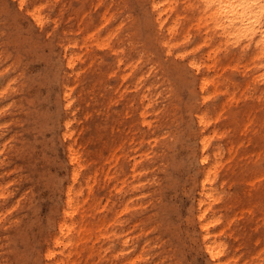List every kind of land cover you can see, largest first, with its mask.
I'll return each mask as SVG.
<instances>
[{"label": "rangeland", "instance_id": "1", "mask_svg": "<svg viewBox=\"0 0 264 264\" xmlns=\"http://www.w3.org/2000/svg\"><path fill=\"white\" fill-rule=\"evenodd\" d=\"M61 1L48 0V29L55 25L53 18L58 21L48 34L28 14L22 17L17 14L15 0L0 2L11 9L9 13L0 11V43L11 55L2 68L18 60V71L34 87L30 107L42 114L34 120H22L20 127L10 115H0V145L6 143L10 148L17 146L20 151L34 154L38 165L37 170L27 173L24 168L16 170L13 163L0 177L6 193L3 198L0 191V264H44L48 261L49 249L59 251L55 244V224L63 218L66 192L72 184L65 139L61 137V128L56 133L54 127L62 66L59 41H68L71 49L76 48L72 45L77 42L80 48L85 46L84 39L89 34H92L90 44L97 56L96 62L102 64V70L101 66L96 67L98 77L88 87L89 107L82 106L78 100L75 102L79 117L86 116L88 109L90 115L86 122L78 117L79 121L74 123L73 139L88 165L73 185L75 191L79 189L77 201L81 206L74 222L77 228L83 225V230L71 259L74 264H208V255L201 248L197 200L193 194L196 159L187 154V147L177 140L175 125H171L165 138L167 146L174 147L175 154L171 153L175 160L168 159L167 163L166 155L154 142L152 131L148 132V126L141 122L139 113L123 116V104L115 101L118 93H112V98L108 94L111 87L124 90L127 85L120 75L104 70L107 68L99 58L102 52L99 43L107 37V31L115 25L120 13L113 9L114 18L109 23V15L104 13L98 0H63L66 5L60 9ZM127 2L125 13L135 19L139 6ZM135 29L130 27L126 31ZM106 53L103 59L112 65L114 59ZM3 72L0 80L14 73L12 68ZM232 74L239 78L238 73ZM221 101L222 96L208 100L212 104L210 117H214L212 110ZM3 105L7 102H0V108ZM110 113L114 114L113 118L107 117ZM153 124V131L160 128L155 120ZM212 124L225 133L212 139L213 144L222 146L223 161L232 166L241 164V169H238L239 176L231 175L224 181L221 177L216 179L217 186L229 197H215L212 201L215 219L211 232L224 244L228 264H264V197H255L251 189L252 182L264 181V154L252 149L248 138L239 130L234 132L214 119ZM228 135L242 142L239 157H230ZM186 141L193 144L197 138L186 134ZM147 164L151 166L146 168ZM89 176L95 184L92 191L87 185ZM148 179L151 180L148 182ZM83 211H89L85 221L81 218ZM96 224L101 225L100 229Z\"/></svg>", "mask_w": 264, "mask_h": 264}, {"label": "bare ground", "instance_id": "2", "mask_svg": "<svg viewBox=\"0 0 264 264\" xmlns=\"http://www.w3.org/2000/svg\"><path fill=\"white\" fill-rule=\"evenodd\" d=\"M15 1L17 14L20 17L28 14L41 31L46 28L48 34L57 25V19L53 18L55 25L51 27L52 30L48 29V0ZM128 1L139 6V15L135 19L125 13L129 5L127 0L97 1L103 5L104 13L109 15V23L114 18L113 9L120 13L115 25L107 31V37L99 43L102 47L99 58L107 68L104 70L120 75L127 85L124 90L111 87L108 94L112 98V93H118L115 101L123 104V116L133 117L135 112L139 113L141 122L148 126V132L152 131L154 142L166 155L167 163L169 160L174 162L175 152L174 147L167 146L165 135L168 128L175 125L177 140L187 147V154L197 162L193 194L197 200L201 248L208 255V264H228L224 258V244L210 229L215 219L212 201L215 197H229L222 187L217 186L216 179L221 177L224 181L231 175L239 176L241 164L232 166L223 161V148L213 144L212 139L225 133L213 127L212 119L223 122L226 128H232L234 132L239 130L244 133L252 149L264 154V0ZM65 5L62 0L60 9ZM0 11L9 13L11 9L0 3ZM130 27L136 31H126ZM91 38L92 34L85 37V48H79L74 42L72 47L75 49L70 48L68 41H59L62 66L58 79L60 93L56 96L57 124L54 127L55 131L61 128V137L65 139L68 162L72 167V184L66 192L67 208H63V218L55 224V244L59 251L48 248V261L44 264H74L71 255L73 250H77L83 230V225L77 228L74 222V215L81 206L77 201L79 189L75 191L73 185L86 171L88 160L76 148L73 135L74 123L82 118L85 121L90 115L88 109L86 116L79 117L75 102L78 100L82 106L89 107L88 87L98 77L96 67L101 66L102 70V64L96 62ZM0 48V77L7 69L14 71L0 80V102H7L0 108V115H10L9 118L20 127L22 120H34L42 117V114H37L30 107L34 100V87L23 72L18 71V60L2 68L11 55L2 43ZM105 52L112 55V65L104 61ZM233 72L238 73L239 78H234ZM219 96H222V101L219 107L213 108L212 118L209 115L212 104L208 100ZM135 104L136 108L133 107ZM149 116L154 117L160 128L153 131L154 120ZM107 117L113 118L114 114H107ZM186 134L195 135L197 141L193 144L187 142ZM226 144L230 157L242 154L243 144L237 137L228 135ZM36 161L34 154L20 151L17 146L10 148L6 143L0 145V177L4 175L5 168L13 163L16 170L24 168L27 173L37 170ZM150 166L147 164L146 168ZM87 185L90 191L94 189L91 176L87 178ZM251 186L255 197H264V181H254ZM4 188L5 185L0 184L3 198L6 196ZM88 212L81 213L82 221L88 218ZM100 226L96 224L99 229ZM13 230L22 232L19 228ZM86 230L90 228L86 227ZM22 237L23 234L19 239ZM58 253L60 256L57 258Z\"/></svg>", "mask_w": 264, "mask_h": 264}]
</instances>
